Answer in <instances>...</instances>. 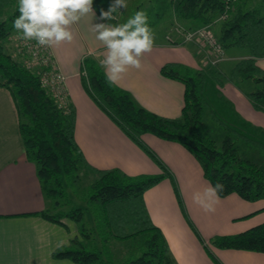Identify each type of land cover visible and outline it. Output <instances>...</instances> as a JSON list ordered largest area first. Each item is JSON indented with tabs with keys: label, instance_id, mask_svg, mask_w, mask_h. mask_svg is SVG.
Wrapping results in <instances>:
<instances>
[{
	"label": "trees",
	"instance_id": "obj_1",
	"mask_svg": "<svg viewBox=\"0 0 264 264\" xmlns=\"http://www.w3.org/2000/svg\"><path fill=\"white\" fill-rule=\"evenodd\" d=\"M93 1L100 5V11L110 7L107 6L110 0ZM170 4L178 18L197 19L203 24L212 23L225 10L222 0H170ZM241 4L240 0L232 1L228 17L220 21L218 38L223 46L240 47L249 52L228 72L220 71L216 64L197 69L168 61L161 66L163 75L184 82V105L179 116H163L145 108L129 91L106 81L104 69L95 56L87 53L82 58L81 80L86 92L161 168L156 174L132 176L117 168L95 166L87 160L76 140L73 104L68 110L60 107L40 79L39 70L43 67H27L8 50L6 43L19 16L18 0H0V86L10 91L15 102L26 156L35 165L45 199L43 209L27 214L58 223L68 217L78 227V235L69 244L53 250L52 256H65L84 264H111L101 256L109 239L125 240L141 235L145 245L142 253L121 264H177L161 227L149 213L144 196L149 187L168 177L189 226L213 261L222 264L189 217L171 170L142 134L152 132L181 143L198 160L211 185L218 182L224 185L220 196L236 193L245 200L264 198V167L242 155L236 144L241 139L264 151V127L241 116L216 87L225 81L254 83L256 86L244 93L255 109L264 112V69L256 63L257 57L264 56V14L255 8L244 9ZM13 5L14 10L4 14L5 8ZM205 110L225 130L220 143L218 138L201 129ZM81 168L97 174L86 199L93 208L89 217L85 216L84 208L71 205ZM213 243L218 247L264 251V221L236 233L218 235Z\"/></svg>",
	"mask_w": 264,
	"mask_h": 264
},
{
	"label": "crops",
	"instance_id": "obj_2",
	"mask_svg": "<svg viewBox=\"0 0 264 264\" xmlns=\"http://www.w3.org/2000/svg\"><path fill=\"white\" fill-rule=\"evenodd\" d=\"M99 7L93 1L95 16L90 13L72 26L75 38L71 43L48 47L53 63L65 76L70 104L76 109V140L87 160L95 166L117 168L132 176L159 173L161 168L154 159L97 106L83 86L82 58L90 50H101L92 25L113 23L99 20ZM190 27L199 25L188 24ZM167 38L166 34L164 39L155 40L152 52L142 58L143 67L130 69L118 86L129 91L145 108L175 117L181 114L184 105L185 85L178 78L163 75L160 68L168 61L201 68L203 50L195 42L181 44L184 38ZM239 48L230 50L232 63L227 68H220L225 58L217 64L220 71L228 72L238 59L248 56L247 49L240 48L242 53L234 51ZM256 63L264 69V56L257 57ZM216 87L241 116L264 127V112L252 106L242 82L225 81ZM142 138L171 170L183 205L196 228L215 223L220 233L232 234L264 221V198L245 200L236 193L219 195L215 212H206L192 199L195 192L211 185L194 155L176 140L151 132H144ZM144 196L149 213L161 227L177 264H216L186 221L168 177L149 187ZM44 207L35 165L26 156L15 102L10 91L0 86V264H84L69 257L52 256L53 250L69 244L61 242L69 238L71 231L75 230L78 235V227L68 217L58 223L27 214ZM70 223L74 228H69ZM210 250L222 264H264V251L215 245Z\"/></svg>",
	"mask_w": 264,
	"mask_h": 264
},
{
	"label": "clouds",
	"instance_id": "obj_3",
	"mask_svg": "<svg viewBox=\"0 0 264 264\" xmlns=\"http://www.w3.org/2000/svg\"><path fill=\"white\" fill-rule=\"evenodd\" d=\"M126 7V0H114L107 11H101L99 20H116L113 13ZM18 12L13 27L19 39L35 41L38 46L49 48L71 43L75 38L72 26L90 13L95 16L93 0H18ZM92 31L101 50H90V54L104 69L110 85H118L130 69H141L143 56L151 53L155 45V34L143 10L135 12L124 23H94ZM222 191L224 185L218 182L195 192L192 199L206 212L213 213ZM69 228L74 226L70 223ZM76 235L75 230L71 231L69 238L61 243L70 242Z\"/></svg>",
	"mask_w": 264,
	"mask_h": 264
},
{
	"label": "rangeland",
	"instance_id": "obj_4",
	"mask_svg": "<svg viewBox=\"0 0 264 264\" xmlns=\"http://www.w3.org/2000/svg\"><path fill=\"white\" fill-rule=\"evenodd\" d=\"M242 7L245 9L255 8L259 14H264V0H240ZM114 0H110L107 6H110ZM127 7L117 10L113 15L117 18L114 20L115 23H123L127 21V19L135 14V12L143 10L146 12L148 16V21L151 29L153 30L155 34V40L158 39H164L165 35L169 38L167 39H180L184 38L186 42L191 41L187 40L185 38V31L188 30H194L196 28L190 27L188 28V24H191V26L197 27V25H205L201 23L197 19H183L178 18L171 7L170 0H126ZM15 8V5L13 6H7L5 8L6 13H10ZM109 8V7H108ZM108 9H106L107 11ZM223 13L220 15L214 17L212 23H208L210 25L211 30L215 34V36H219V28H220V21L223 19L222 17ZM228 17V16H226ZM187 27V28H186ZM198 28V27H197ZM175 30V32H174ZM25 41H22L19 39V34L16 32V30H13L11 32L10 37L8 38V42L6 43L8 50L12 53V55L16 59H21L24 61V59L30 58L29 55L23 51L24 49H20L19 43H24ZM194 42V41H191ZM19 44V47L17 46ZM196 44V43H195ZM23 46V45H22ZM235 46H227L224 47L223 56L221 55L222 59H219L217 62L212 63L209 61V59H213V56L208 54L207 51L204 52V54H207L209 57L208 61L204 63V66H210L212 64H218L221 60H224L220 63V68L225 69L226 66L231 64L232 61L230 59V50L233 51ZM242 50V49H241ZM240 50H234L237 51V53H242ZM207 59V58H206ZM33 69H37L36 65H33ZM240 83L242 82V86L245 89H252L256 85L253 83L245 82L244 80H240ZM258 86H262L258 85ZM68 90V89H67ZM69 92V91H68ZM61 107H65L62 105ZM64 109V108H63ZM202 131L208 134H211L219 139V143L221 142L222 136L225 134V130L216 124L211 118L208 110L204 111L203 114V121H202ZM152 133V132H151ZM236 144L238 146L239 152L247 156L257 162H259L264 167V151L260 150L247 142L237 139ZM82 169V168H81ZM97 177V174L93 172L90 169H82L80 173V178L76 181L77 187L76 191H74V194L72 195L73 202L71 205L74 206H80L85 209V216H88V214H92L93 208L92 205L90 207V203L88 202L87 195L90 192L91 182ZM70 205V206H71ZM170 206V210H171ZM211 225V226H210ZM217 224H206L203 227H197L204 238V243L209 247L212 248L214 245L213 240L223 233H220L218 231V228L216 227ZM144 238L141 235H137L134 237H131L129 239L125 240H116V239H109L108 243L106 242V245L104 246V250L101 253V256L106 261L108 260L111 264H121L124 261H127L131 258H134L142 253V251L145 248L144 245Z\"/></svg>",
	"mask_w": 264,
	"mask_h": 264
},
{
	"label": "built area",
	"instance_id": "obj_5",
	"mask_svg": "<svg viewBox=\"0 0 264 264\" xmlns=\"http://www.w3.org/2000/svg\"><path fill=\"white\" fill-rule=\"evenodd\" d=\"M222 1L225 8L222 15L224 18L228 15L229 6L234 0ZM184 35L187 40L194 41L197 46L203 50L201 60L203 66L209 59L207 54H204L205 51L213 56V59H209L210 62L215 63L221 59V55H223L224 52V46L219 38L215 36L209 24L202 25L194 30H186ZM19 44L21 45L20 49H24L23 51H25L30 57L28 59H24V63L27 67L31 68L33 65H36V67H43L39 70L40 79L43 85L50 89L51 94L59 106L61 107L64 105L65 107L62 108H64V110H68L70 107V95L65 84V76L53 63L49 48L38 46L35 41H27ZM19 44H17L18 47ZM83 74L86 75L85 70H83Z\"/></svg>",
	"mask_w": 264,
	"mask_h": 264
}]
</instances>
